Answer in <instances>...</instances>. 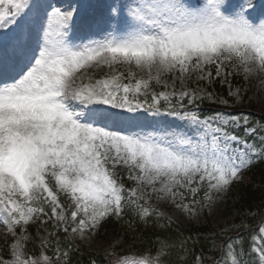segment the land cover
Instances as JSON below:
<instances>
[{
  "label": "snow or ice",
  "instance_id": "snow-or-ice-1",
  "mask_svg": "<svg viewBox=\"0 0 264 264\" xmlns=\"http://www.w3.org/2000/svg\"><path fill=\"white\" fill-rule=\"evenodd\" d=\"M234 75L264 84V0H0V225L12 238L0 264H70L74 241H91L108 219L131 214L163 229L160 206L210 215L264 160V125L189 107L232 106L199 82ZM144 113L186 125L147 128ZM33 224L38 237L44 228L39 254L28 247ZM221 235L212 264H264V222ZM190 239L158 235L142 252L114 243L104 259L172 264Z\"/></svg>",
  "mask_w": 264,
  "mask_h": 264
},
{
  "label": "rangeland",
  "instance_id": "rangeland-1",
  "mask_svg": "<svg viewBox=\"0 0 264 264\" xmlns=\"http://www.w3.org/2000/svg\"><path fill=\"white\" fill-rule=\"evenodd\" d=\"M54 2V1H53ZM63 1L55 2L62 3ZM80 3L87 4H99L103 3L104 0H79ZM76 38L85 37L89 35V33L85 32H77ZM214 72V69H213ZM217 80V79H216ZM215 80V81H216ZM214 81V82H215ZM221 82V80H220ZM201 86L206 87L208 92H213L215 97H223L229 101V104L232 106L221 105L218 102H212L208 99H205L203 102H197V105L193 107L203 106L204 104H214L220 107L221 113H229L230 111L226 110V108H243L244 110H251L259 112V114L264 115V84L259 82V78H252L249 81H245L241 76L234 75L228 78V81L221 82L220 86L225 88L222 93H218L215 90H210L211 85H208L205 81L199 82ZM229 83L231 84V90L235 91L236 88L241 90L242 99L240 101H236L234 97L229 96ZM195 86V82H189V87ZM159 90V89H157ZM191 107V106H189ZM217 113L214 111V114ZM243 116V113H240ZM234 115V114H233ZM214 116V115H213ZM142 123L143 126L147 128L154 127H168L175 129H183L185 128L186 122L178 117L170 116L167 114L153 116L148 113L145 118L141 119L139 123ZM264 162V160H261ZM244 171L240 173L242 176ZM241 179L234 181L227 193L220 199V201L214 206L213 212L209 215L207 212L203 213L199 220H190L186 217L184 213L175 209L171 205L168 206H160L161 210L165 212V219L170 220L176 225L182 227L184 230H190L191 228H195L198 230L200 236L208 239H212L214 237L221 236V239L226 238V236L221 235V230L226 227L238 224L240 221L245 220L249 217L248 212H246L241 206L238 205L237 197L231 191L232 186L240 182ZM126 184H130V182L126 181ZM203 195V192L199 194ZM155 203V202H154ZM113 224L108 225V220L104 221L96 236L91 241H81L78 238L75 240L78 245L85 249V251L90 252L97 256H105L106 250L110 249V247L115 243L117 244V251L129 252L131 250H138L140 248L148 249L149 245L155 244L156 239H152L151 237L143 236L136 225L124 221H118L116 219H112ZM38 225H30L29 232L37 239L38 243L41 244V237L44 235V228L41 227V236L38 237L36 235ZM49 230H51V225L47 226ZM3 227L0 226V255L4 253L3 250V241L2 237L6 235V229L2 231ZM235 232H230L227 235H235ZM30 241L29 244L31 242ZM222 240L217 241L219 245L222 243ZM144 246V247H143ZM182 257H186L184 254L179 255ZM184 259V258H183ZM187 259H192L191 257ZM181 261V260H180Z\"/></svg>",
  "mask_w": 264,
  "mask_h": 264
},
{
  "label": "trees",
  "instance_id": "trees-1",
  "mask_svg": "<svg viewBox=\"0 0 264 264\" xmlns=\"http://www.w3.org/2000/svg\"><path fill=\"white\" fill-rule=\"evenodd\" d=\"M254 118V116H253ZM259 119V122L264 125V117L258 115L256 117ZM238 191L241 194V204L245 208V210H248L252 216L246 218V221L252 225L253 228H256L258 224L264 222V166H256L252 167L246 174L245 180L242 184H240L237 187ZM124 219L129 222H137L138 219L134 218L131 214H126L124 216ZM140 228V233L145 237H157L158 235H170L172 237H191V239L188 241L186 248L187 253L186 255L193 256L191 258H196L197 256H202L204 261L212 262L217 256H219V252L215 250V247L218 246L215 242L217 239H203L201 236L198 235L195 229L192 231H183L178 230L176 227L169 225L166 222H163L161 224H164L165 227L163 229L159 227H155L154 229H151L149 226H145L143 223L139 222L137 223ZM245 239L247 240V234L245 235ZM224 240V239H219ZM154 247V246H153ZM63 249L67 250V244L63 243L62 247ZM31 251H33L36 254L40 253V249L38 246L34 243L30 245L29 248ZM141 251L142 250H137ZM80 250H70L69 251V257L73 261V264H81L79 262H76L75 258L77 256H80ZM48 255H52L50 251L47 253ZM178 252L174 251L172 252V256L170 258L172 264H176L177 260L179 259V255H177ZM82 264H92V261L95 260L96 264H106L105 259L97 258L93 255H82ZM88 259V260H87ZM189 263V262H188Z\"/></svg>",
  "mask_w": 264,
  "mask_h": 264
},
{
  "label": "bare ground",
  "instance_id": "bare-ground-1",
  "mask_svg": "<svg viewBox=\"0 0 264 264\" xmlns=\"http://www.w3.org/2000/svg\"><path fill=\"white\" fill-rule=\"evenodd\" d=\"M54 2H59V1H61V0H53ZM63 2L61 3V4H66V3H68L69 2V0H62Z\"/></svg>",
  "mask_w": 264,
  "mask_h": 264
}]
</instances>
